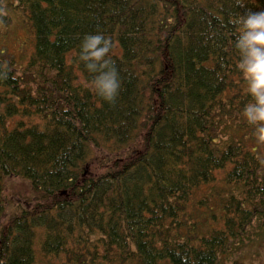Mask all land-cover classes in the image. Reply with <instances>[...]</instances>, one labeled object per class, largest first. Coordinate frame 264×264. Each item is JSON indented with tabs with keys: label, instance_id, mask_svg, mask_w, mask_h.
Returning <instances> with one entry per match:
<instances>
[{
	"label": "trees",
	"instance_id": "16d2710c",
	"mask_svg": "<svg viewBox=\"0 0 264 264\" xmlns=\"http://www.w3.org/2000/svg\"><path fill=\"white\" fill-rule=\"evenodd\" d=\"M0 9V264H35L37 249L59 264H230L264 237V144L242 115L230 23L264 0ZM97 32L114 45V103L78 58ZM18 177L29 195L6 192Z\"/></svg>",
	"mask_w": 264,
	"mask_h": 264
},
{
	"label": "clouds",
	"instance_id": "9594fccd",
	"mask_svg": "<svg viewBox=\"0 0 264 264\" xmlns=\"http://www.w3.org/2000/svg\"><path fill=\"white\" fill-rule=\"evenodd\" d=\"M230 23L238 27L234 44L239 55L237 67L246 82L245 91L252 97L242 115L255 126L256 141L264 144V11L246 12L231 18ZM113 46L103 33H89L81 40L78 54L86 70L93 74L90 87L107 103L115 102L121 86L109 55ZM8 70L7 65L0 66V77H6Z\"/></svg>",
	"mask_w": 264,
	"mask_h": 264
},
{
	"label": "rangeland",
	"instance_id": "374dc122",
	"mask_svg": "<svg viewBox=\"0 0 264 264\" xmlns=\"http://www.w3.org/2000/svg\"><path fill=\"white\" fill-rule=\"evenodd\" d=\"M16 31L17 33L11 36L13 39L9 42V46L13 47L15 52L19 54L22 51V48L20 47L21 42L29 35L20 25L16 28ZM28 186V182L25 179L18 177L8 180L5 190L9 195L24 197L29 195ZM241 248V252H238L236 256H233L230 264H264V237L251 241ZM37 251L35 264H59L58 259L46 257L38 249Z\"/></svg>",
	"mask_w": 264,
	"mask_h": 264
}]
</instances>
